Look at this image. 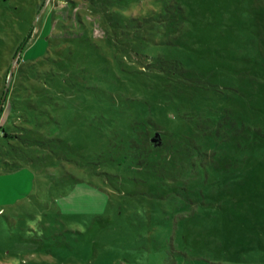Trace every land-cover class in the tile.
Wrapping results in <instances>:
<instances>
[{"label": "rangeland", "instance_id": "374dc122", "mask_svg": "<svg viewBox=\"0 0 264 264\" xmlns=\"http://www.w3.org/2000/svg\"><path fill=\"white\" fill-rule=\"evenodd\" d=\"M12 65L0 264H264V0H0Z\"/></svg>", "mask_w": 264, "mask_h": 264}, {"label": "trees", "instance_id": "16d2710c", "mask_svg": "<svg viewBox=\"0 0 264 264\" xmlns=\"http://www.w3.org/2000/svg\"><path fill=\"white\" fill-rule=\"evenodd\" d=\"M6 103H7V101L5 100V102L3 103V106L0 108V121H1V124H0V135L14 137L15 133H8L7 130L5 129L8 121L10 120V114L8 113V111L7 112L5 111ZM9 107H13L11 101L9 102Z\"/></svg>", "mask_w": 264, "mask_h": 264}, {"label": "water", "instance_id": "95a60500", "mask_svg": "<svg viewBox=\"0 0 264 264\" xmlns=\"http://www.w3.org/2000/svg\"><path fill=\"white\" fill-rule=\"evenodd\" d=\"M21 51H22V49L19 50L17 56L14 58V62L17 61L18 56L20 55ZM13 74H14V65H12V67H11V69H10V72H9V76H8L7 84H6V87H5V93H4V95H3V97H2V100H1V102H0V108L3 106V102H4L5 98H6L7 91H8V89H9V86H10L11 79H12V77H13Z\"/></svg>", "mask_w": 264, "mask_h": 264}]
</instances>
